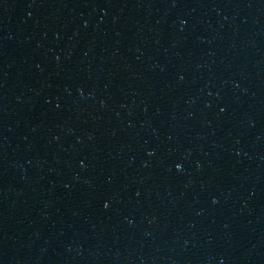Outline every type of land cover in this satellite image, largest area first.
Wrapping results in <instances>:
<instances>
[{
	"label": "water",
	"instance_id": "95a60500",
	"mask_svg": "<svg viewBox=\"0 0 264 264\" xmlns=\"http://www.w3.org/2000/svg\"><path fill=\"white\" fill-rule=\"evenodd\" d=\"M0 264H264V0H0Z\"/></svg>",
	"mask_w": 264,
	"mask_h": 264
}]
</instances>
